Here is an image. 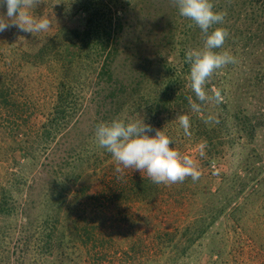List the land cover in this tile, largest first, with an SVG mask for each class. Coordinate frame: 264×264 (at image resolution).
<instances>
[{"label": "rangeland", "instance_id": "1", "mask_svg": "<svg viewBox=\"0 0 264 264\" xmlns=\"http://www.w3.org/2000/svg\"><path fill=\"white\" fill-rule=\"evenodd\" d=\"M90 1L102 4L109 17L117 9H127L129 0H42L32 13L37 18L51 19L52 27L48 31L31 34L13 26L0 32V88L9 93L8 102L0 104V199L9 198V203L17 207L12 217L0 212V264H57V256L51 252L42 253L35 241L38 239L37 243H42L46 233L40 222L47 212L48 179L55 170L48 168L46 171V164L53 157L65 155L70 128L60 126L58 132L53 131L49 136L48 114L62 90L58 83H71L81 78L83 87L77 91L72 121L83 113H90L76 130H85V134L90 131L88 124L95 116L88 103L89 95L103 58H98L95 50H80L79 44L71 39L72 34L79 36L82 32L78 21L87 15L84 10H79V6ZM157 2L132 0L126 13L124 53L120 54L125 58L126 78L129 80L138 74L141 63H145L147 76L142 88L144 91L153 89L152 74H156L158 66L149 60L156 56L158 43H176L174 49L169 47L170 53H165L168 58L166 69L167 66L179 68L186 81L183 88L188 90L190 75L186 67H182L181 53L202 49L206 37L193 21L179 14L174 0H166L162 11L157 10ZM212 3L216 11L226 12L224 22L213 26V29L223 27L229 32L221 51L229 52L237 61L218 69L216 78L219 76L226 87L238 92L235 84L241 82L243 75L249 74V65L261 62L264 67V0H240L241 6L234 8V14L227 8L228 0H212ZM65 25L68 26L65 28ZM260 33L263 38H259ZM249 36L253 39L247 40ZM249 43H260L256 48L259 57L243 54L244 44ZM63 61L74 65L67 63V71L55 66ZM243 62L247 63L245 73L241 71ZM261 96L252 95L249 101L256 102ZM253 112L249 111L250 114ZM175 115L170 114L163 120L162 127H158L159 121L156 129L165 133V125L179 122ZM88 138L86 135L83 140ZM225 147L211 165H205L199 160L203 153L201 144H194L192 140L187 142L186 148L181 150L182 155L191 157L201 171L199 183L191 181L187 184L190 192L175 191L180 182L169 188L160 184L163 192L154 202L136 198L125 201L120 215L117 216L120 210H110L112 217L99 229L98 235L111 237L110 241L96 247L91 241L80 242L79 248L67 249L69 255L65 256L64 264H264V126L258 129L253 141L242 138ZM111 163L112 166L116 164L113 157L103 164L84 163L83 179L79 183L90 184L87 194L97 195L103 191L100 168L109 165L110 169ZM109 169L108 173L112 175ZM235 169L249 180L246 192L230 203L203 236L197 237L195 230L207 226L213 218L211 213L225 205L226 192L233 197L239 191L238 187L234 191L225 186L222 191L218 189L223 177ZM136 173L141 172L125 169V182ZM254 176L255 180L258 177L256 181L252 180ZM201 188L206 195L202 194ZM255 189V193L245 200L244 195ZM216 192L220 193L210 197V193ZM72 193L66 198V206L72 204ZM29 196L31 202L23 206ZM124 214L125 218L122 217ZM25 216L28 217L26 222ZM7 220L8 223L12 221L11 226ZM188 237L192 238V243L187 241ZM25 240L31 242L22 249ZM72 258L74 260L68 261Z\"/></svg>", "mask_w": 264, "mask_h": 264}, {"label": "trees", "instance_id": "2", "mask_svg": "<svg viewBox=\"0 0 264 264\" xmlns=\"http://www.w3.org/2000/svg\"><path fill=\"white\" fill-rule=\"evenodd\" d=\"M140 1L142 2L143 0ZM165 1L158 0L157 10H164ZM126 3L127 9H117L109 17L105 15V10L101 7L102 4H97L94 1L81 4L79 10H84L87 14L84 19L80 20V22L78 21L79 25L82 26V32L79 36H73L72 33H69L72 34L73 38L71 37V39L74 40V43L79 44L80 50H95L94 52L98 58L103 59L94 78V83H92L89 95L88 103L95 116L88 124L90 131L86 134L85 130L76 131L86 121L85 116L90 113H83L76 121H72L75 114L77 91L83 87L81 78L74 77L73 79H77L71 83H66L65 81L58 83L59 85L61 84L62 90L58 92L56 103H54L52 110L48 114L49 130L47 133L49 136L53 131L54 133L58 132L60 126L67 127V129L70 128L67 133L66 141L68 147L65 155H58L57 159L53 157V160L46 164V171L48 168H55L53 171L55 175L52 173L53 177L51 176L48 179L49 185L45 202L47 212L42 218L44 219L43 222H40L46 233L44 237L40 236L44 238L42 243H37L38 239L35 241L37 248L43 250L42 253L51 252L57 256V260H55L57 264H64L67 261L65 256L69 255L67 249L72 247L79 248L80 242L87 243L91 241L93 246L96 247L97 245L105 246L110 241L111 237H105L103 234L98 235L99 229L104 227L106 221L112 217L110 210H120L117 214L118 216L122 212L121 205L125 201L136 198L151 203L156 201L159 198V194L163 192L160 190V184L153 183L147 173L133 174L125 182V170L123 175H121L116 172L117 164L112 166L111 163L110 169L109 165H104L100 168V173L102 174L100 180L103 183V191L97 193V195L86 193L87 190L91 189L90 184L79 183L80 179H83L84 163L103 164L107 161V158L112 157L109 152L98 145L95 136L97 124L111 122L116 119L126 122L144 120L146 124H150L153 127V131L149 133L152 136V134L155 135L159 121L158 127H162L164 125L161 126V122L168 119L170 114L176 113L175 118L180 114H186L190 118V135H185L180 122L165 125V133L174 141L172 146L181 154V150L186 148V144L190 140L194 144H201L203 153L200 155L199 160L205 165L207 163L211 165L218 157L217 154L226 148L225 145H233L236 141L240 142L242 138H246L247 141L248 139L253 141L258 129L264 126V67L261 62L248 66L249 74L243 75V81L241 79V82L235 84L238 92L231 90L233 89L231 87H226L223 81H220L221 78L219 76L216 78L217 73L214 72L205 85V89L209 96H212L213 89L219 90L224 99L220 103H216L214 100L204 102L197 100L196 102L201 105V111L199 112L192 111L188 104V96H192L194 100H196V97L191 86L188 90L183 88L186 85V81L183 80V75H180L181 71L179 68L172 69L171 66H167L166 69L168 58L165 53H170L169 47L171 46L174 49L177 46L176 43L168 42L162 43V45L158 43L155 51L156 56L149 60L158 66V73L152 74L154 78L152 81L155 85L153 89L144 91L142 88L144 79L147 76V64L145 63L144 65L141 63L138 74L127 80L125 58L120 54L124 53L122 52L124 49L122 45L126 28L125 16L130 4H132V0ZM237 6H241L240 0H228L227 8L231 10L232 14H234V8ZM5 12L6 9H0V16ZM68 25H65V28ZM66 30L70 32L68 28ZM259 38H263L261 33ZM251 39L253 38L247 37V40ZM94 43L95 45H93ZM245 44L243 46V54L249 57H259L258 55L256 56V48L260 43ZM93 46L95 49H93ZM221 50L215 49L217 52ZM185 55L186 52L181 53L182 59H184L182 67L184 69L186 67L190 75V65L186 63ZM45 56L43 55V57ZM49 57L52 58L50 55ZM67 63L72 64L70 61H63L62 64L55 66L67 71V68H65L68 65ZM180 65L181 63L179 67ZM245 66L247 67V63L243 62L241 70L243 73L247 70ZM256 94L262 95L260 99H256V102L254 100L249 101L252 95L256 96ZM7 96H9L8 91L0 88V104L8 102ZM258 102H260V106ZM233 106H235L234 110L232 109ZM250 110L255 112L250 114ZM209 116L214 117V119L208 121ZM70 124L72 125L70 126ZM86 135L89 138L84 139V141L83 137ZM64 168L67 169L63 170ZM108 169L113 172L111 173L112 175H109ZM255 178L256 176L252 180H255ZM222 180L221 186L218 188L219 191H222L223 186L230 191H234L238 187L239 191L233 197H229V191L226 192L225 196L228 197L224 198L227 200L225 205L223 208L216 209L211 213L213 218L207 226L199 227L195 230V234H198L197 237L203 236L209 230L210 224L214 223L230 203L239 194L246 192L245 189L249 183V180L243 177L237 169L231 171ZM191 181L199 183L200 179L194 182L189 177L184 182H180L175 191L178 190L179 193L190 192V187L187 184ZM161 185L168 187L171 184ZM30 187L33 188L34 186L31 185ZM255 191L256 189L244 195V199L246 200L250 195H253ZM70 192H73V201L71 205L69 203L66 206V198ZM201 192L206 195L202 188ZM217 193L220 192L210 193V197H215ZM9 200V198L4 197L0 199V212L5 216L12 217L15 215L17 207L9 203ZM245 200L243 203H245ZM30 202L31 196L24 200L23 206ZM25 213L27 215V208ZM27 216L24 217L25 222L28 221ZM122 217L125 218V214ZM8 221H6L7 224L11 226L12 221L9 223ZM106 233L108 236L110 235L107 230ZM187 241L192 243V238L188 237ZM30 242L25 240L21 248H27ZM71 260H74V258L68 261L71 262Z\"/></svg>", "mask_w": 264, "mask_h": 264}, {"label": "clouds", "instance_id": "3", "mask_svg": "<svg viewBox=\"0 0 264 264\" xmlns=\"http://www.w3.org/2000/svg\"><path fill=\"white\" fill-rule=\"evenodd\" d=\"M42 0H0V9H6L0 16V32L10 27H17L22 32L31 34L46 32L52 27L48 17L37 18L32 9L38 7ZM179 14L195 23L204 33L206 39L202 49H188L185 55L186 63L190 65V86L196 100L188 96V104L192 111H201V105L196 101H223L219 90L213 89L208 95L205 85L218 69L236 63V57L222 49L229 32L226 28L214 25L224 22L226 12L216 11L212 0H174ZM210 29H213L209 32ZM184 129L185 135H190V118L180 114L177 118ZM214 117L209 116L208 121ZM207 122V121H206ZM145 121H124L120 119L102 122L96 125L95 136L98 145L109 152L116 161V172L123 175L125 169L138 170L147 173L155 184H174L184 182L187 178L195 182L200 179L201 171L197 163L188 155H182L172 145L174 141L163 130H155Z\"/></svg>", "mask_w": 264, "mask_h": 264}]
</instances>
